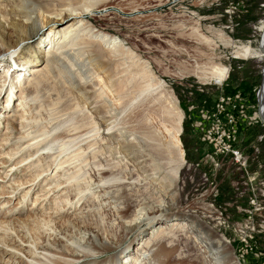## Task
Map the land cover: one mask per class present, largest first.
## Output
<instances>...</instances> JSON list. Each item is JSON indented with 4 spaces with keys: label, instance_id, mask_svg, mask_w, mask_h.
Here are the masks:
<instances>
[{
    "label": "rangeland",
    "instance_id": "rangeland-1",
    "mask_svg": "<svg viewBox=\"0 0 264 264\" xmlns=\"http://www.w3.org/2000/svg\"><path fill=\"white\" fill-rule=\"evenodd\" d=\"M100 1H106L107 5L102 7L103 4ZM96 3L99 7L91 15L94 24L98 29L111 35V38L121 39L125 48H129L132 55H126L124 62L127 75L130 74L133 79L129 85H125L126 82H120L121 80L116 82L112 79L107 81L108 84L107 82L102 84V81L96 80L94 88H100L102 84L103 90L108 91L106 96L113 97L106 98L107 102L104 104L102 100L99 102L102 105L99 109L100 114L97 115L89 112L90 110L84 108L82 104L85 101L84 97L90 96V93L95 96L98 91L92 90V85L84 80H82L83 84L82 81L73 84L69 77H65L67 75L63 66L49 67L48 73L46 71L40 74L36 94L34 91L30 92V96L26 98L23 118H20L19 114L16 115L18 111L15 110L19 104L21 89L25 88L27 83L23 85L22 81L17 88L14 87V93L16 92L14 105L13 102H7L9 88L1 89L0 108L7 105V109L3 112L0 109V228L4 229L10 225L18 229L25 227L35 229L34 227L42 226L37 235H33L34 242L52 244V236L48 232L50 230L64 232L66 238L70 237V240L73 237L79 238V234L72 228L74 224L81 226L82 230L94 229L98 225L97 220L93 221L94 212H96L93 208H96V202L91 201L92 197H87L88 206L79 219L75 218V208L67 209L65 196L74 201L78 198L77 191L68 185L74 183L83 188L86 185L84 180H88V176L91 180H95L93 173L96 166H100L96 163L105 165L113 162L112 156L106 153L109 141L108 144L106 143L107 147L105 144L100 146L99 138L95 141L94 137H91L94 133L92 130L94 123L101 122V118H106L108 122L116 121L124 131L127 130V133L128 131L146 133L149 127L146 124L150 117L153 122L151 120L149 122L153 123L152 125L162 126L164 117L161 113L170 112L167 99L162 95L164 93L159 90L160 88L148 94L139 92L147 83V78L142 71V66L146 62L154 75L163 82L165 89L177 99L183 113L180 140L184 152V164L177 178L178 209L176 210L182 213L187 212L191 220L196 217L201 231L202 226H206L216 235L224 238L239 264H264V231L248 242H240L234 231L235 222L244 220L248 215L247 210L254 208L250 204L249 190L234 187L230 177L231 166L227 159L221 156L215 157L217 155L214 154V149L202 143L190 131L188 118L190 112L188 107L191 104L200 105L206 101L210 106L222 90L230 93L235 91L236 87L249 88L262 83L261 71L264 59L252 53L244 57L235 52L238 45L247 44L257 48L262 35L257 29V23L264 19V0H97ZM11 56L8 52L1 56L4 58L5 65L0 69V78ZM40 63L45 64V62ZM229 63L233 67L237 65L242 67L234 68L227 80V75L222 80L217 78L216 71L223 66L227 67L228 74ZM224 80L226 81L221 85L220 83ZM199 83L204 84L203 92L194 87V84ZM189 85L193 86L189 88ZM106 86H112V89L119 94L120 102L117 109H109L110 104H116V101L108 89L110 87ZM134 94H141V97L133 99ZM12 117L13 121L8 120ZM169 120L171 121V118ZM28 133L29 136L26 135ZM82 135L83 137L78 138ZM255 135V128L244 130L236 145L249 153ZM55 137H58L57 141L53 142ZM122 139L126 138H120ZM92 143L94 146L91 145ZM36 144L39 146L37 147ZM64 145L67 150L62 152ZM111 145L114 146V144ZM79 148L85 151L81 152L82 154L79 153L82 155L80 160L65 168H58L60 166L57 163L75 153L76 150L78 152ZM57 154L60 155L57 156ZM212 154L214 160L209 156ZM52 156L57 157L47 167L53 159ZM78 167L81 174L79 173L77 178L70 179ZM249 167L252 172L258 170L257 162L250 164ZM124 172L120 173L122 179L127 177V173ZM39 173L40 175L37 176ZM258 173L259 177H263L264 169H260ZM36 176L37 184L35 185L32 183V178ZM260 180L257 178L255 182L256 189L260 187ZM61 181L68 186L67 193L48 192L43 195L46 199L40 203L41 205L34 201L38 196L42 197L39 193L46 192L51 186ZM70 181L71 184H68ZM243 184L252 185V177L243 176ZM43 186L46 188L41 191ZM210 186L217 187L218 192L211 193ZM154 188V185L135 180L132 183V194L137 202L135 201L134 204L142 202L143 199L149 204L157 203L161 199L160 191ZM59 195H61L60 198ZM83 199L85 195L81 200ZM167 199L169 198H164V201ZM57 204L59 205L57 207L64 210L49 216L52 208ZM31 217L36 219L31 220ZM29 219L31 223L24 226V221ZM106 219L108 220L109 217ZM38 220L42 225L37 224ZM48 220L49 223L52 222L51 225L49 224L50 227L53 225L52 229L44 225V222ZM32 222H37L36 226L32 225ZM116 227L114 225V229ZM241 230L238 229L240 232ZM22 233L23 230L20 234L23 235ZM201 234L204 235L203 232ZM189 235L191 234L186 230L174 228L172 232L160 238L159 241L163 245L161 258L163 264H204L200 259L199 250L207 248L213 251L214 248L205 239L196 248H192L188 241ZM120 237L122 245L126 244L130 238L124 231ZM30 239L33 238L30 237ZM20 254L22 261H25L27 257H24V253ZM108 255L110 253L104 254L100 259ZM6 258L9 257L6 256Z\"/></svg>",
    "mask_w": 264,
    "mask_h": 264
},
{
    "label": "bare ground",
    "instance_id": "bare-ground-1",
    "mask_svg": "<svg viewBox=\"0 0 264 264\" xmlns=\"http://www.w3.org/2000/svg\"><path fill=\"white\" fill-rule=\"evenodd\" d=\"M96 1L0 0V57L6 52L10 53V56L12 55L2 78H0V91L4 87L9 88L7 102H13L14 105V96L16 95L14 87L17 88L22 81L23 85L27 83L25 88L21 89L19 104L15 110L19 112L16 115L19 114L20 118L24 116L26 98L30 96V92L34 91L36 94L40 81L39 76L43 72L47 71L48 73L49 67L63 66L67 75L65 77H69L73 84L84 80L92 85V90L98 91L95 96L90 93V96L84 97L85 101L82 104L84 108L95 115L100 114V105L107 102L106 98H110V96H106L108 91L103 90V83L106 84L105 82L114 79L116 82L118 80H121L122 83L126 82L125 85L130 84L133 77L130 74L127 75L124 61L125 56L132 55V53L129 52V48H125L121 39L111 38V35L98 29L94 24L91 15L99 7ZM100 2L103 4L102 7L107 5L106 1ZM257 29L262 34L257 48L247 44L238 45L236 54L245 57L252 53L262 60L264 59V19L257 23ZM110 45L112 46L110 47ZM47 46H49L48 49ZM3 59V57L0 58V69L5 65ZM40 62H45V64L42 65ZM144 64L142 71L144 77L147 78V83L139 92L148 94L150 91L160 88L159 90L164 93L162 95L167 99L170 112L161 113L164 117V121L161 122L162 126L152 125L153 123L149 122L152 119L150 117L146 124L149 125L146 133L141 134L143 131L140 133L128 131L129 133H127V130L124 131L116 121L108 122L106 118H101V122L94 123L95 125L92 127L94 133L91 134V137H94L95 141L96 138H99L100 146L105 144L107 147L109 141L110 146L108 145L106 153L112 156L113 162L102 164L103 166L96 163L100 166H96L93 173L95 180H91L89 176L88 180L83 179L86 182H84L86 185L83 188L74 183L68 185L77 191L78 198L74 201L65 196L67 209L75 208V218L79 219L88 206L86 204L87 197H92L91 201L96 202V208L92 207L96 210L93 221L97 220L96 224L98 225L94 229L87 227V230H82L81 226L74 224L72 228L79 234V238L73 237L70 240V237L66 238L64 232L56 229L50 230L48 232L52 236V244L34 242L33 235H37L39 228H43L42 226L34 227L35 229L29 227L18 229L10 225L4 229L0 228V264H163L161 262L163 245L159 240L166 233L172 232L174 228H181L191 234L188 241L192 248H196L204 239L214 248L213 251L207 248L199 250L200 259L204 264H239L224 238L216 235L206 226H202L203 230L201 231L196 217L191 220L190 214L176 210L178 209L177 178L179 170L184 164V152L180 140L183 113L177 99L165 89L163 82L154 75L148 64L146 62ZM123 72L125 73L123 74ZM102 73L103 75H101ZM262 73L263 84L260 89L259 109L264 118V66ZM226 75V66L218 68L215 74L221 80ZM25 78L27 79L25 80ZM96 80L102 81L101 86L99 85L100 88L97 89L94 88ZM106 87H110L108 89L116 101V104H110L111 108L109 107V109H117L120 102L119 94L115 89H112V86ZM83 88L85 89V87ZM141 94H134L133 99L141 97ZM91 96L93 98H90ZM101 100L102 104L99 103ZM0 109L2 112L6 111L7 105L1 106ZM8 120L13 121L14 119L12 117ZM26 135L29 136V133ZM79 137H83V135ZM123 137L126 139L120 140ZM57 138L55 137L52 141H57ZM36 146L39 145L36 144ZM79 149L78 152L76 150L75 153L57 163L60 166L58 168H65L80 160L82 155L79 153L85 151ZM65 150H67L66 147L61 149L62 152ZM59 155L57 154V156ZM57 156H52L53 159L47 167ZM107 165H109L108 168H106ZM124 171L127 173V177L122 176L124 177L122 179L120 173ZM79 173L80 168L78 167L70 179L75 178ZM39 175L40 173L37 176ZM37 176L32 178V183L35 185ZM135 180L147 185H154V189L160 191L161 199L155 204H149L144 199L142 202L134 204L136 198L132 194V183ZM68 184H71V181ZM68 186L64 181L58 182L46 192L39 193L42 194V197L38 196L34 201L37 204L42 203L46 199L43 195L48 192L65 194ZM45 188L46 186H43L40 190ZM27 191L28 189L25 192L27 193ZM84 195L85 199L81 200ZM58 197L60 198L61 195ZM164 198L169 199L164 201ZM57 206L59 205L54 206L55 208L51 207L52 213L49 216H54L62 209L64 210ZM134 207L138 208L133 209ZM41 215L43 216L42 213ZM31 218V220L36 219L35 217ZM31 220L24 221V226H28ZM32 223L36 226L37 222ZM50 223L52 224V222ZM50 223L48 220L44 222V225L50 227ZM37 224L42 225L40 221ZM114 225L117 226L115 229ZM51 227L49 229H52ZM22 230L23 235L20 234ZM123 231L130 236L124 245L120 242V235ZM202 232L204 235L201 234ZM29 234L33 238L32 240L28 237ZM20 253H24V257H27L25 261H22ZM109 253L110 255L100 259L101 256ZM6 256L9 258L7 259ZM16 260L17 262H15Z\"/></svg>",
    "mask_w": 264,
    "mask_h": 264
},
{
    "label": "built area",
    "instance_id": "built-area-1",
    "mask_svg": "<svg viewBox=\"0 0 264 264\" xmlns=\"http://www.w3.org/2000/svg\"><path fill=\"white\" fill-rule=\"evenodd\" d=\"M238 59L245 60L246 58ZM228 67L226 80L234 68L240 69L242 66L233 67L229 63ZM226 80L220 84L223 85ZM262 84L263 82L249 88L236 87L235 91L230 93L222 90L210 106L207 105L206 101H203L200 105L191 104L188 107L190 131L202 143L214 149V154L217 155L215 157L221 156L227 159L229 166H231L232 175L230 177L234 187L249 190L250 204L254 208L247 210L248 215L244 220L236 221L234 224V231L237 233L240 242H248L258 233L264 231V176L259 177L258 173L260 169H264V118L259 109ZM202 85L204 84H194V87L203 92ZM192 86L189 85V88ZM252 128L256 129V135L248 153L237 146V141H239L238 138L244 130ZM209 156L214 160L213 154ZM256 162L258 170L252 172L249 165ZM188 165L192 166L191 163ZM243 176H251L252 185L243 184ZM257 178L261 179L258 189L254 187ZM206 180H208L207 177ZM210 192L217 193V187L212 186ZM237 228L243 230L240 232Z\"/></svg>",
    "mask_w": 264,
    "mask_h": 264
}]
</instances>
